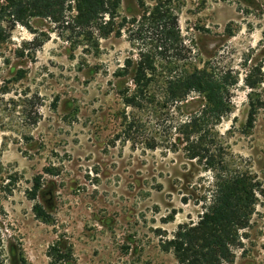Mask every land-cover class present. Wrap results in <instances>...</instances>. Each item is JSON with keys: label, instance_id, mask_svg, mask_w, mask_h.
<instances>
[{"label": "rangeland", "instance_id": "obj_1", "mask_svg": "<svg viewBox=\"0 0 264 264\" xmlns=\"http://www.w3.org/2000/svg\"><path fill=\"white\" fill-rule=\"evenodd\" d=\"M143 1L152 8L159 0ZM172 7L192 53L162 62L159 84L169 68L198 67L230 86L229 111L220 121L210 114L192 146L181 125L204 96L125 104L133 75L120 72L141 49L127 32L91 45L35 19L0 44V264H51L57 243L61 254L71 250L68 264H178L163 243L199 221L218 176L238 174L254 180L258 200L233 264H264V0ZM139 11L138 0H123L122 15ZM196 146L206 157L191 158Z\"/></svg>", "mask_w": 264, "mask_h": 264}, {"label": "trees", "instance_id": "obj_2", "mask_svg": "<svg viewBox=\"0 0 264 264\" xmlns=\"http://www.w3.org/2000/svg\"><path fill=\"white\" fill-rule=\"evenodd\" d=\"M123 0H3L0 5V44L11 37L17 25L29 27L32 20H48L70 34L96 44V39L127 32L133 42L141 45L136 60L127 59L121 76L133 75L134 90L124 92L128 107L141 108L145 103L180 104L193 95L204 96L207 104L181 125L185 141L202 137L210 114L220 121L228 112L230 86L208 70L194 67L192 71L167 69L164 84L160 64L186 62L192 53L182 38L178 14L172 0H159L152 8L138 0L140 11L133 16L122 15ZM97 36V38L95 37ZM41 46V45H40ZM263 82V81H261ZM161 85L159 92L154 89ZM224 111V112H223ZM133 126V124H131ZM205 129H204V128ZM195 140V139H194ZM195 142H191V146ZM191 158L206 157L199 146L191 147ZM211 164V168H215ZM216 169V168H215ZM257 184L245 174L218 176L216 190L199 221L179 226L173 238L163 243V250L173 252L178 264H233V249L240 245V231L249 227L257 203ZM41 188L35 189L37 199ZM37 217L49 223L43 206H36ZM62 253L59 244L49 248L51 264L73 260L72 252Z\"/></svg>", "mask_w": 264, "mask_h": 264}]
</instances>
